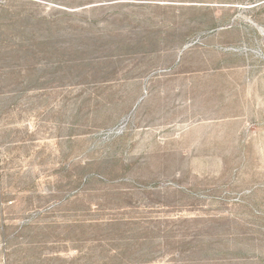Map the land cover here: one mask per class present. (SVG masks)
I'll use <instances>...</instances> for the list:
<instances>
[{
  "label": "rangeland",
  "instance_id": "374dc122",
  "mask_svg": "<svg viewBox=\"0 0 264 264\" xmlns=\"http://www.w3.org/2000/svg\"><path fill=\"white\" fill-rule=\"evenodd\" d=\"M0 264H264V0H0Z\"/></svg>",
  "mask_w": 264,
  "mask_h": 264
}]
</instances>
